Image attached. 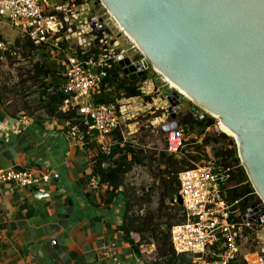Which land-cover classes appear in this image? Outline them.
<instances>
[{
	"label": "built area",
	"instance_id": "1",
	"mask_svg": "<svg viewBox=\"0 0 264 264\" xmlns=\"http://www.w3.org/2000/svg\"><path fill=\"white\" fill-rule=\"evenodd\" d=\"M57 1L59 4H56ZM90 1L93 0H0V24L7 23L35 47L49 48L51 55H63L60 65L64 82L60 90L64 99L60 109L64 112L73 111L80 122H68L66 136L82 144L94 133L98 152L106 156L111 148V133L119 130L125 135L122 128H127V135L137 132L138 129L134 127L136 120L145 115L146 108L150 109L152 103L145 102L141 97L123 98L109 104L93 103V96L98 93L100 82L106 75L105 70L111 63L118 66V58L121 61L129 59L125 57L124 50H116L106 44L105 32L108 28L101 17L92 15L88 20L85 19ZM61 2L65 4L61 5ZM67 14H70L71 19ZM98 19H102L105 31L98 30ZM95 32H101V37ZM66 33L71 36V41L76 42L75 47L65 36ZM96 42L99 46L96 58L79 59L90 52ZM8 48V44L0 37V56ZM74 50L79 51L80 57L69 54L74 53ZM129 79L136 78L131 79L129 74ZM143 84L139 89L141 95L153 99L154 90L151 88L149 91V87L145 90ZM177 108H174L175 115ZM154 112L148 111V114ZM162 113V122H165L166 117L165 126L169 129L166 151L177 154L184 147L183 132L178 126H172L174 120L170 119L169 107ZM175 123L177 125V120ZM227 177L225 171L208 160L178 174L177 195L182 201L185 219L170 229L172 250L177 256H190L191 264H238L242 246L253 243L256 250L251 251L252 256L245 258L242 264H264V203L259 199V203L247 208L239 223L233 222L232 207L222 196ZM50 178L58 179V175L42 174L30 169L0 170V184L26 189L35 187L38 193H42L40 183H46ZM86 184L93 191L102 185L97 175L90 177Z\"/></svg>",
	"mask_w": 264,
	"mask_h": 264
},
{
	"label": "water",
	"instance_id": "2",
	"mask_svg": "<svg viewBox=\"0 0 264 264\" xmlns=\"http://www.w3.org/2000/svg\"><path fill=\"white\" fill-rule=\"evenodd\" d=\"M101 3L144 58L177 86L166 97L170 119L184 102L180 93L195 104L185 114L203 120L207 113L230 129L241 166L264 203V0ZM98 23L104 30L102 19ZM116 61L126 73L143 75L144 62ZM171 203L182 205L178 195Z\"/></svg>",
	"mask_w": 264,
	"mask_h": 264
},
{
	"label": "crops",
	"instance_id": "3",
	"mask_svg": "<svg viewBox=\"0 0 264 264\" xmlns=\"http://www.w3.org/2000/svg\"><path fill=\"white\" fill-rule=\"evenodd\" d=\"M63 82L62 71L59 89ZM32 91L33 101L24 107L18 91L0 88V170L30 169L57 174L58 179L40 183L42 193L35 187L0 184V264H150L155 259L154 244L138 246V257L129 244V239L138 242L137 234L122 229L126 200L106 203L110 191L106 184L97 191L86 184L95 176L99 153L95 134L82 144L70 140L69 121L34 111L39 108L38 90ZM5 98L12 100L4 103ZM122 134L123 141L128 140ZM142 148L148 153L147 147ZM144 168L133 169L145 174Z\"/></svg>",
	"mask_w": 264,
	"mask_h": 264
},
{
	"label": "trees",
	"instance_id": "4",
	"mask_svg": "<svg viewBox=\"0 0 264 264\" xmlns=\"http://www.w3.org/2000/svg\"><path fill=\"white\" fill-rule=\"evenodd\" d=\"M95 33L101 37V32ZM22 42L23 44H20V41H16L15 46H21L27 55H35L31 58V67L26 72L25 78L21 79L19 83L21 86L29 83L32 88L38 90L39 108L34 111L43 110L50 118L80 124L79 118L73 111L62 112L60 109L64 99V95L59 89L63 68L55 65L52 61L54 57L49 54V48L35 47L24 36ZM98 47L96 42L95 47L79 59L87 60L91 56L96 58ZM70 55L80 57L78 50H74V53L70 52ZM138 60L139 58H136L134 61ZM105 72L106 75L100 82L98 93L92 99L95 105L115 103L123 98L140 97L141 84L154 78V76L149 78L148 73L144 72L140 77L130 75L131 79L136 78L130 80L129 74L115 63H111ZM22 90L25 89L20 90L19 103L25 107L33 101L34 91L29 92V89H26L24 92ZM144 101L152 102L151 97H144ZM214 122L215 120L210 117L197 120L190 114L181 116L177 121V126L184 135L183 145L188 148L185 149L186 151L181 149L177 154H170L166 151V141L164 149L159 153L155 151L147 153L142 147H136L133 141H123L120 131L114 130L110 135L109 155L98 153L96 157L93 174L99 176L101 183L110 188V191L106 193V203H110L112 199L116 198L126 200L123 202L124 224L122 229L127 234L135 233L138 236L136 244L131 239H129V244L134 246L138 257H140L137 251L138 246L148 245L150 242L154 244L155 259L150 264H191L190 256L175 255L169 238L171 227L182 223L185 219L182 207L171 203L178 193L177 176L182 171L192 169L196 164L207 160L213 161L218 169L225 171L228 177L222 189V196L232 207L231 220L233 222L239 223L247 208L252 204L259 203V199L254 194L248 177L240 164L233 138L223 134L222 131V133L214 131ZM185 138H188L189 141H185ZM189 149H194V151L190 152ZM102 164H105V167ZM135 167H145L154 185L142 190L140 196L133 195L129 199L128 193H126L128 187L124 184V179ZM156 192L158 200L155 208L140 214L144 206H150L151 198ZM134 207H138L137 212H134ZM237 262L242 264L240 257L237 258Z\"/></svg>",
	"mask_w": 264,
	"mask_h": 264
},
{
	"label": "rangeland",
	"instance_id": "5",
	"mask_svg": "<svg viewBox=\"0 0 264 264\" xmlns=\"http://www.w3.org/2000/svg\"><path fill=\"white\" fill-rule=\"evenodd\" d=\"M56 2V1H55ZM56 4H59L58 1ZM65 2H61V5H64ZM78 4V1H77ZM75 3V5L77 6ZM45 7V6H44ZM47 8V7H46ZM65 10V9H64ZM49 12V10H46ZM52 11V10H50ZM75 13V11L73 10ZM87 12V18L86 20L89 19V16H98L103 19V22L107 24L105 36H107V42L106 44H109L110 46L115 47L116 50H124L125 51V57H127L130 62L133 64L137 62H144L145 67L144 70L142 71L143 73L146 72L148 73V77L154 76V78H150L146 81L144 89L146 90V87H149V91H151V85L152 89L154 88V93L152 95L154 101L152 102L151 108H146V113L143 117L138 118L135 123V128L138 129L137 132L131 134L130 136H127V128H122L123 132L126 133V139L128 141H134V145L136 147H147L148 152H157L164 149L165 146V139L167 137V134L165 131H163V127H165L167 120L165 117V122H160L159 119L154 120V117L156 118H161L163 121V113L165 108L169 107L168 101H166V97L174 91L172 87H170L169 83L164 79L163 76L158 74L155 70L154 67L148 62L146 58L141 54L140 49L136 46L135 43H133L127 36L126 33H124L120 28L118 23L111 17L108 13V11L104 8V6L101 3V0H93L89 2L88 5V11ZM70 14H67V17L71 19L69 16ZM81 17H84L83 15ZM75 25V24H74ZM101 31V30H99ZM102 31H105L102 30ZM101 31V32H102ZM68 37L69 42L73 47H75L76 42H73L70 40V35L66 33L65 35ZM0 37L5 40V42L8 44V51L5 52V54L0 56V88L6 89V91H9V89L13 88L14 91H18V97H21L20 90L22 88L29 89V92L32 90L31 84H25L24 86H21L20 80L25 78L26 72L30 69L31 67V61L35 55L29 54L27 55V52L22 49L21 46H15L16 41H20V44H23L22 42V34L9 26L7 23L0 24ZM84 38V36H83ZM111 38V39H110ZM84 40L87 42V40L84 38ZM99 48V47H98ZM33 56V57H32ZM55 65H58V61H62L64 59L63 55L61 56H53ZM136 58H139L138 61H134ZM62 59V60H61ZM57 61V63H56ZM138 72V69H137ZM18 84V85H17ZM142 85V84H141ZM20 89V90H19ZM25 90H22L25 92ZM13 93L10 92L11 95ZM180 95V94H179ZM183 99V104L177 106L176 110V119L174 121H179L181 116L188 115L185 114L186 111L190 110L192 107L195 106L193 102L188 101L184 97L180 96ZM12 98H5L3 100L4 103L10 102ZM166 101V102H165ZM165 103V104H164ZM201 110V109H200ZM148 111H155L152 115L148 114ZM205 113V112H204ZM191 115V114H190ZM206 117H210L215 120L214 124V131L218 133H222L221 128L218 124V119L207 115L205 113ZM165 116V115H164ZM152 124V125H151ZM131 129H133L131 127ZM224 134V133H223ZM189 141V139L185 138V141ZM188 147H183V149H187ZM155 149V150H154ZM186 151V150H185ZM190 152L194 151V149H189ZM187 151V152H189ZM241 164V163H240ZM148 168V167H147ZM145 169V168H144ZM146 170V169H145ZM124 184L128 187V190L126 193H128L129 199L133 195H141L142 190H146L149 187H153V181L151 177L145 172V174L140 171V169H133L131 173H129L125 179H124ZM125 191V188H124ZM255 194V191H254ZM256 195V194H255ZM257 196V195H256ZM258 197V196H257ZM152 203L150 206H144L142 209L143 211L140 212L144 213L146 210H153L155 208V205L158 200L157 192L153 195ZM259 199V197H258ZM138 207H134V212H137ZM256 250L254 247L253 243H249L246 245H243L241 248V257H240V263L243 262L245 258L251 257V251ZM146 255V254H145ZM147 256V255H146ZM145 256V258H146ZM149 257V256H147Z\"/></svg>",
	"mask_w": 264,
	"mask_h": 264
},
{
	"label": "bare ground",
	"instance_id": "6",
	"mask_svg": "<svg viewBox=\"0 0 264 264\" xmlns=\"http://www.w3.org/2000/svg\"><path fill=\"white\" fill-rule=\"evenodd\" d=\"M125 33V32H124ZM125 64V63H124ZM126 65V64H125ZM154 70L160 74L161 76L164 77V79L169 83L170 87H172V89H174L175 91H177V86L167 77V76H164L158 69H155ZM180 94V93H179ZM182 97H184L182 94H180ZM185 99H187L188 101H191L193 102V100L187 96V97H184ZM204 110V108H203ZM213 117V116H212ZM216 119H218V117L214 116ZM218 124L222 130L223 133L227 134L228 136H230L231 138L234 137V135L232 134V132L230 131V129H228L227 127H224V125L222 123L219 122L218 120Z\"/></svg>",
	"mask_w": 264,
	"mask_h": 264
}]
</instances>
